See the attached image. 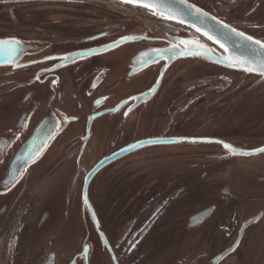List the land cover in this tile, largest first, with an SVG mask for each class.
Instances as JSON below:
<instances>
[{
    "label": "flooded vegetation",
    "instance_id": "flooded-vegetation-1",
    "mask_svg": "<svg viewBox=\"0 0 264 264\" xmlns=\"http://www.w3.org/2000/svg\"><path fill=\"white\" fill-rule=\"evenodd\" d=\"M186 1L264 44V0ZM197 29L0 0V264H264V75Z\"/></svg>",
    "mask_w": 264,
    "mask_h": 264
},
{
    "label": "water",
    "instance_id": "water-1",
    "mask_svg": "<svg viewBox=\"0 0 264 264\" xmlns=\"http://www.w3.org/2000/svg\"><path fill=\"white\" fill-rule=\"evenodd\" d=\"M126 2V0H121ZM128 3V2H126ZM158 14L178 21L188 22L191 26L201 28L202 32L218 43L227 51V57L218 56L216 61L233 62L236 60L248 61L250 64L260 65L264 63V48L253 40L240 38L232 31V28L212 20L206 12L192 5L186 0H152ZM143 6L142 3H130ZM144 7V6H143ZM231 58V59H228Z\"/></svg>",
    "mask_w": 264,
    "mask_h": 264
},
{
    "label": "snow or ice",
    "instance_id": "snow-or-ice-1",
    "mask_svg": "<svg viewBox=\"0 0 264 264\" xmlns=\"http://www.w3.org/2000/svg\"><path fill=\"white\" fill-rule=\"evenodd\" d=\"M126 2H128V3H142L143 6L146 7V8H154L152 0H126ZM154 14H155V12H154ZM197 30L199 31V29H197ZM232 31L235 32L236 30L232 29ZM238 35L243 36L244 34L243 33H238ZM208 38L212 39L211 36H209ZM247 39L251 40L252 37L249 36V37H247ZM255 43L259 44L262 48H264V44H261L260 41H255ZM200 47H203V46L200 45ZM221 47H223V45H221ZM228 59H231V58H228ZM233 63L236 64V65H243L246 62H244V61H234ZM245 70L249 71V72L259 71L261 75H264V63L260 64L259 66L247 67V68H245ZM224 147L227 148V149H231V146L227 145V144H225ZM261 151H264V149H261Z\"/></svg>",
    "mask_w": 264,
    "mask_h": 264
}]
</instances>
